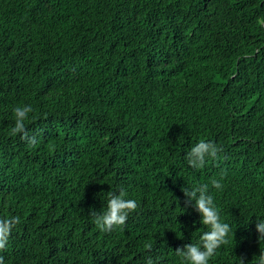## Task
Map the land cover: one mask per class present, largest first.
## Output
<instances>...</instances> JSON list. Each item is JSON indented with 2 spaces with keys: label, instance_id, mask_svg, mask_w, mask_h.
Here are the masks:
<instances>
[{
  "label": "trees",
  "instance_id": "obj_1",
  "mask_svg": "<svg viewBox=\"0 0 264 264\" xmlns=\"http://www.w3.org/2000/svg\"><path fill=\"white\" fill-rule=\"evenodd\" d=\"M30 104L12 134V109ZM219 151L197 170L199 140ZM218 179L222 190L211 189ZM209 184L233 238L264 242V0H0V218L20 217L5 264H181L201 230L182 189ZM138 207L98 230L108 192Z\"/></svg>",
  "mask_w": 264,
  "mask_h": 264
},
{
  "label": "clouds",
  "instance_id": "obj_2",
  "mask_svg": "<svg viewBox=\"0 0 264 264\" xmlns=\"http://www.w3.org/2000/svg\"><path fill=\"white\" fill-rule=\"evenodd\" d=\"M14 125L11 128L12 134H20L22 138L31 144L37 142L35 135L29 136L25 127V121L29 119V114L34 112L30 104L18 105L12 109ZM218 147L204 139L194 143L186 152L184 159L187 166L193 170L203 168L209 159L217 156ZM211 189L222 190L223 184L220 180L211 181ZM186 203L192 206L200 216V223L206 230H201L196 238V242L177 248L174 254L179 258L181 264H209L215 257L218 250L233 238L232 222L222 219V212L214 196L210 191L209 184H196L182 189ZM108 192L105 196L103 208L97 212L90 211V216L96 228L102 232H111L116 228L123 226L128 220L129 215L134 212L138 203L137 200L127 198L124 191ZM20 223V217L9 216L0 218V250L7 248L10 236L15 227ZM255 231L258 239L264 242V216L257 218ZM232 264H245L243 257L235 258L231 256ZM0 264H5L4 257L0 256ZM145 264H154L151 257L147 258ZM251 264H264V249L260 250L258 256H255Z\"/></svg>",
  "mask_w": 264,
  "mask_h": 264
}]
</instances>
